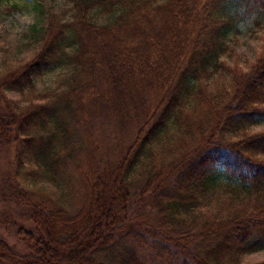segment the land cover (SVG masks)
<instances>
[{
  "label": "trees",
  "instance_id": "1",
  "mask_svg": "<svg viewBox=\"0 0 264 264\" xmlns=\"http://www.w3.org/2000/svg\"><path fill=\"white\" fill-rule=\"evenodd\" d=\"M46 16L28 58L0 37L7 195L33 224L22 249L0 235V264H241L264 249V130L247 129L264 122V33L245 69L227 42L263 23L264 0H63ZM106 103L123 122L94 120ZM221 187L234 204L210 217Z\"/></svg>",
  "mask_w": 264,
  "mask_h": 264
},
{
  "label": "rangeland",
  "instance_id": "2",
  "mask_svg": "<svg viewBox=\"0 0 264 264\" xmlns=\"http://www.w3.org/2000/svg\"><path fill=\"white\" fill-rule=\"evenodd\" d=\"M62 2L63 0H3L0 3V37L4 43L6 42L10 46V51L7 50L10 56L16 55L18 58H28L31 56L33 50L38 46L37 41L44 30L47 10L56 9ZM262 22L260 26H257L253 25L251 19L245 20L240 24L239 32L228 36L227 42L234 46L236 55L238 57L240 55L241 60L244 61L238 63L243 69L249 63H252L254 57L260 51V36L264 33V19ZM2 52L4 51H0V55ZM223 57L228 64L232 63V58ZM58 75L59 71L53 70L42 78L37 79V89L41 91L45 88L53 87ZM226 82L227 80L222 81V85H219L226 86ZM214 87L212 82L210 88L213 90ZM121 104L106 103L101 105L100 108L95 109L94 120L96 122L98 119L112 122L113 119L120 118L123 122L125 115L122 113V110H119L121 109ZM104 106L111 112L105 114L99 113L101 109H105L103 108ZM247 129L249 132L262 131L264 130V122ZM128 131L127 125H124L123 133L125 132L128 135ZM199 139L200 137L198 136L196 141ZM95 153L98 155V151ZM107 155L110 154L108 153ZM13 158L14 147L0 143V235L11 244H19V247L22 249L23 246L17 240L19 235L16 233V229L20 225L26 229H32L33 224L28 218V207L24 203H17L15 199L7 195L9 191L7 177L10 173ZM148 174L149 172L146 170L143 174L135 173L131 178L130 192L133 199L132 204L129 205L130 210L134 211L139 206V203L134 204V202L137 199L139 185L145 180L144 176L147 177ZM38 190L41 193V189ZM228 196L230 197V194L225 191V187H221V190H218L211 203L207 204L202 211L204 214L213 217V215L222 210L223 206H226L222 212L223 214H227L229 208H232L234 204V201L227 199ZM200 218L201 215L196 220L200 221ZM262 261H264V249L245 254L241 264H256Z\"/></svg>",
  "mask_w": 264,
  "mask_h": 264
}]
</instances>
